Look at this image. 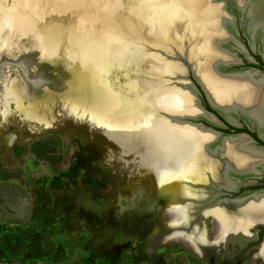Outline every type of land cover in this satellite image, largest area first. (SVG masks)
Masks as SVG:
<instances>
[{
    "label": "bare ground",
    "instance_id": "6f19581e",
    "mask_svg": "<svg viewBox=\"0 0 264 264\" xmlns=\"http://www.w3.org/2000/svg\"><path fill=\"white\" fill-rule=\"evenodd\" d=\"M76 1L86 4V0H58L56 3L53 0H0V69L5 63L3 58H8L2 53L3 47L13 41L20 31L27 30L43 42L41 47L43 52L40 56H35L30 64L46 72L48 68H58L59 62L55 60L53 53L57 50V41L60 40L61 34L69 29H64L57 23L50 24L48 20L45 23L37 21L34 12L39 8H50L52 2L54 7L52 11L58 10L57 13L65 15H61L62 25L72 24L77 17L85 21L91 14L77 6L79 15L71 17L70 9L75 8ZM95 2L96 0H87L88 7L90 3L95 5ZM114 2L115 4L111 2V6L116 7V18L121 7L123 12L124 9H131L134 13V19H128L131 33L118 30L116 26L120 25L118 19L116 24L108 23V19L113 16V9H110V6L101 7L97 13L99 14L97 25L101 24L99 29L92 31L88 29L90 33L83 30L85 34L89 33L90 38H81L78 33L75 39L80 41H76L80 69L88 74L78 86L102 92L103 96L110 101L114 100L118 109L122 110L121 118L129 124L139 121L143 126L140 136L136 140L133 138L134 143H138L140 166L145 169L146 166L149 167L156 192L164 199V207L168 208L174 217V222L171 217L167 221V227L161 236L164 238L170 232L179 235L180 231H186L193 247L194 244L207 245L205 234H202V229L196 223L200 215L198 204L209 201H217L215 207L209 208L215 219L224 223L226 227L228 223L236 224L237 230H232L234 233L246 237L248 226H252L254 232L264 229L262 189L245 192L239 196H221L222 193H230L231 189L238 187L240 182L235 181L234 177L239 179L261 177L264 169V148L245 133L223 136L206 124L185 123L179 120L177 112L186 111L188 115L202 116L216 124H222L212 114L196 105V97L187 94L190 97L187 101L186 93L176 88V85L170 84L171 81L178 80V74L185 66L183 63L168 61L166 56L173 54L163 50L167 43L162 39H154L149 28L150 24L160 26L166 33V39L174 43H178L183 33V37H186L187 43L191 46L189 58L193 61L190 62L193 68L195 67L197 78L210 103L232 124L240 123L237 118H243L241 114L256 119L263 133L264 76L256 74L250 68L234 70L226 68L229 65L242 64L238 52H234L236 50L232 48H240L246 52L244 45L232 34L234 18L230 21L221 10V5L214 3V0H114ZM235 2L238 7H244L241 10L247 17L245 30L248 37L254 39L258 36L261 51L264 53V0ZM232 7L235 8L233 5ZM221 17H224L223 21L220 20ZM18 24L25 27L16 30L15 26ZM134 27L139 29L133 31ZM104 29L108 31V36L105 35ZM92 32L95 33L92 35ZM118 34L123 37H118ZM256 40L252 42L250 39V43L254 45ZM81 42L86 44L79 45ZM145 46L155 55L149 58L142 55L141 64L134 60L135 52L143 51ZM31 47L34 50V46ZM129 53L132 54V59ZM131 60L136 69L141 70L145 76L155 77L150 82L151 85L145 87L146 94L133 89L129 90L130 96H123L120 89L103 78V74L112 68L124 71L127 62ZM140 72L134 74L136 78L142 76L139 82L144 78ZM156 73L158 77L154 76ZM20 83L21 80L17 79L16 95L21 93L18 85ZM131 84L127 86L131 88ZM145 88L141 90L144 91ZM219 189H221L218 192L219 196L227 199L218 198L215 193ZM237 190L238 188L234 192ZM236 241L238 243V240ZM255 247L257 255L264 260V242Z\"/></svg>",
    "mask_w": 264,
    "mask_h": 264
},
{
    "label": "rangeland",
    "instance_id": "374dc122",
    "mask_svg": "<svg viewBox=\"0 0 264 264\" xmlns=\"http://www.w3.org/2000/svg\"><path fill=\"white\" fill-rule=\"evenodd\" d=\"M214 3L221 5L230 21L234 18V27V9L243 13L244 7L239 8L235 0ZM75 4V8L85 7L82 1ZM124 10L128 19H134L131 9ZM70 14L74 18L79 15ZM242 16L247 22L245 13ZM23 26L18 24L15 28ZM149 28L154 39L169 44L163 50L193 61L189 58L191 46L183 33L174 43L166 39L160 26L150 24ZM119 30L125 32L123 27ZM237 35L248 42L240 22ZM146 46L135 52L134 60L141 64L142 55H155ZM252 47L258 53V45ZM13 54L18 55L10 53ZM32 59L6 66V78L0 81L4 85L17 77L27 87L22 97H0V264H21L19 260L24 259L34 264H204L206 252L218 243L251 240L255 230L252 226L246 227V237L234 233L236 224L228 223L226 227L215 219L208 207L210 201L198 204L200 215L196 223L205 234L207 245L193 247L186 231L179 235L170 232L163 238L167 221L171 217L174 222V217L157 194L149 167L140 166L139 152L135 147L130 151L122 149L110 134L114 129L110 120H100L88 107L89 100L67 98L57 91L64 83L59 67L46 72L30 64ZM193 71L198 80L195 67ZM118 74L119 71L112 77L120 83ZM186 74L187 83L194 82L200 89L191 73ZM17 79L11 83L16 91ZM50 89L55 91L54 98L40 97ZM185 98L190 99L187 94ZM253 177L236 180L264 182ZM205 217L211 221L213 242L207 238L202 221ZM13 230H22L26 238L25 247L16 256L3 247L5 233ZM255 249L245 254L242 264H264ZM209 254L222 261L231 253Z\"/></svg>",
    "mask_w": 264,
    "mask_h": 264
},
{
    "label": "water",
    "instance_id": "95a60500",
    "mask_svg": "<svg viewBox=\"0 0 264 264\" xmlns=\"http://www.w3.org/2000/svg\"><path fill=\"white\" fill-rule=\"evenodd\" d=\"M55 3L58 2V0H53ZM63 1V0H62ZM115 4L114 0H96L95 5L91 4L88 7L87 4V0H86V4L84 7V11H88L91 15H89L88 19H86L85 21L82 18H75L73 23H67V26L62 25V15L61 13H57L58 10H54V7H52V2H51V6L50 8L47 7H43V8H39L37 11L34 12V16L35 19L38 21L40 20L41 22H44L48 20V22L50 24L52 23H57L59 24L61 27H63L64 29H69V30H65L61 36H60V40L57 41L58 45H57V50L55 51L54 56H55V60H57L59 62V69L62 71V76H63V80L64 83L63 85L59 86L60 88L57 89V91H59V93H61L63 96H66L67 98L72 97V96H77V98L82 99V100H89V104L88 107L95 112L99 119L102 121H107L110 120L109 123L114 126V129L111 130L110 134L120 143V146L122 147V149H126L127 151H130L132 149V147H135V149L138 151V143H134V141L140 136L141 128L143 126H141L139 121H136L138 123H133V124H129L127 121H125V119L121 118V113L122 110L118 109L117 105H115V103L113 101H110V99H107L105 96L102 95V92L98 91V90H92L91 88H83L78 86V83L82 80H85V77H87L88 74L84 73L81 71L80 69V63L78 62L79 60V53L78 48H76L78 46V44L76 43L77 37H78V33L81 35V38H90L88 36V34L94 29H99V25L98 24V16L99 14H97L99 11V9H101V7H109L110 9H113V16L110 17L108 20V23H114L116 24V20L119 22L120 25H116L118 27V30L120 27H123L125 32L127 34L131 33V29H130V25H129V21L127 18V15L125 14V12H123V7H121L119 9V14H118V18H116V7H114L115 5L111 6L112 3ZM219 2V1H218ZM88 9V10H87ZM70 11H72L74 14H78L79 9L78 8H74V9H70ZM233 12V11H232ZM118 13V12H117ZM236 16V21H235V25L234 28L232 30V34L233 36L238 39L239 42H241V44H244V42L238 37L237 33H238V24L239 22L242 25V30H243V34L247 37L248 41L250 42V39L252 41L253 38L248 37V35L246 34V30H245V23H246V19L245 17L243 18V13L237 11L234 9L233 12ZM62 15V16H61ZM72 17V16H71ZM74 18V17H73ZM239 18V21H238ZM55 21V22H54ZM57 21V22H56ZM76 21H79L76 23ZM60 22V23H59ZM79 23V24H78ZM73 25V26H72ZM48 27V26H47ZM88 29H91V31H88ZM87 31L89 32L88 34H85V32L83 31ZM105 30V29H104ZM123 31V30H121ZM95 32H92V35ZM101 33V32H100ZM105 35L108 36V31L105 30ZM120 33V32H119ZM125 33V34H126ZM120 38L123 37V35L118 34ZM256 38H254L253 40H255ZM83 39H81L82 41ZM80 42V41H77ZM253 42V41H252ZM259 42V39H258ZM41 44V46H40ZM86 43L81 42L79 45H84ZM31 45L34 46V50H32ZM42 45L43 42L39 41L38 38H36L35 36H32V34L29 33V30L25 31H20L19 35L13 39V41H11L9 44L5 45L3 47L2 53L3 55H5L8 58H3V62L4 63V67H2L0 69V81L4 78H6V73H7V68L10 66H15L17 65L20 61H27L29 57L34 58L35 56H40L41 51L42 50ZM246 47V46H245ZM56 48V46H55ZM12 52H17L18 55H10V53ZM237 52V51H234ZM129 55H131V59H132V54L129 53ZM170 56V57H169ZM168 61L170 60V63H183V65L185 66L182 72H180L178 74V80L176 81H171L170 84L172 83L173 85H176L178 89H180L183 93L188 94L191 97H196L197 98V102L196 105H198L199 107H201L202 109H204L205 111H207L208 113L212 114L214 117H216V115L210 111H208L201 100V96H200V89L195 85V83H187V71H189L191 73V75L194 77L196 83L200 86L201 90L205 93L206 98L210 104V106L215 109L219 114H221L225 119V115L215 106H213L210 101L209 98L205 92V90L202 87V84L196 80L194 71H193V66L192 63L186 59V58H182V57H178V56H172V55H167L166 56ZM240 57V56H239ZM27 58V59H26ZM241 58V57H240ZM242 60V59H241ZM10 62V63H9ZM14 63V64H12ZM132 60L127 62L126 65V69H124V71H119V74L117 75V77L121 76L122 82L118 83L114 77H112L114 74H116L117 70L116 68H112V70H107L104 74H103V78L106 79L107 81H109L111 84H113L114 86H116L118 89L121 90L122 95L123 96H128L129 95V90H133L138 89L140 91V93L142 94H146V88L148 87V85H151L150 82H152V79H154L155 77H151L150 75L145 76L143 74V72H140L141 70L136 69L137 67L134 66V63L132 64ZM242 65V64H241ZM241 65H229L226 68L227 69H242V68H250L252 70H254L255 72L258 71V69L252 68V67H241ZM7 66V68H5ZM232 67V68H231ZM125 68V65H124ZM187 70V71H186ZM50 71V70H48ZM112 71V72H111ZM136 72H140V74L144 75L143 81L139 82L138 80L142 77L140 75V78H136L134 74H137ZM109 74V75H108ZM139 74V73H138ZM157 74V73H156ZM155 74V76H156ZM53 74H50V76H52L53 78ZM168 76V75H167ZM14 79H17V77H13L12 79H10L8 82H6L4 84V82H2L4 85H0V97L1 95H4L6 97H22L24 95V93L27 91V87L25 84V81H21L19 85L20 87V91L21 93L19 95H16V90L11 86L12 81ZM131 84L132 86L135 85V87H128L127 84ZM23 84V85H22ZM182 85V86H181ZM144 86V87H143ZM181 87V88H180ZM141 88H145L144 91L141 90ZM55 96V91L53 90H49L48 92L43 93L40 97H45L47 99H52ZM130 96V95H129ZM186 111L183 112H177L179 115H176L179 120L181 122H185V123H203L205 124L202 120H205L206 122L210 123L212 126L207 125L208 127H212L214 128V130L219 131L223 136H230V135H241L244 134L245 132H230V133H226L223 132L217 128H215L214 126H221L222 124H216L210 120H207L206 118L202 117V116H195L192 114H187L185 113ZM239 119H243V118H237V120L239 121ZM227 120V119H226ZM244 120V119H243ZM240 122V121H239ZM140 125V126H139ZM236 127H241L242 124L238 123V124H232ZM252 128V126H251ZM247 134V133H245ZM248 135V134H247ZM249 136V135H248ZM133 138L135 140H133ZM262 146V145H259ZM264 148V146H262ZM257 231V230H256ZM262 242H264V239L259 242L257 245L261 244Z\"/></svg>",
    "mask_w": 264,
    "mask_h": 264
},
{
    "label": "flooded vegetation",
    "instance_id": "af4514ba",
    "mask_svg": "<svg viewBox=\"0 0 264 264\" xmlns=\"http://www.w3.org/2000/svg\"><path fill=\"white\" fill-rule=\"evenodd\" d=\"M242 41L244 42V44L246 46V47L244 46V48L247 51V53L244 52L242 49L240 51L237 50L238 55L242 59L241 67H252V68L258 69L256 74H258L260 76H264V53L261 51L260 42H258V39H257L256 40L257 42H255V44H254V45H256V44L258 45V53H255V50L249 41L247 43L244 40H242ZM239 52H241L244 55H241ZM200 96H201V100H202L204 107L208 111L214 113L216 115V118L222 122L221 126H214L215 128H217L223 132H226V133L242 132L243 131V132L247 133L258 145L264 146V132L263 133L261 132L260 127H259L256 119H250V118H247L246 116H244L243 114H241L242 116L241 115L240 116L243 117V119L244 118L245 119L244 120L239 119L242 126L236 127V126L232 125V123H230L228 120H226L221 114H219L215 109H213L210 106V104L206 98V95L201 90V88H200ZM207 104L214 111L209 110L207 107ZM251 126H252V128H251ZM239 129H241V131ZM259 178L264 179V169H263V173H262L261 177H259ZM233 179L235 181L239 182L238 180H236V178H233ZM246 182H248V183H246ZM258 185H264V182L263 181L256 182V181H253L252 179H248L244 182L241 181V183L238 184L237 192L222 193L221 196H224V197L239 196L245 192H251V191H256V190H261V189L264 191V186H258ZM237 188L231 189V190L236 191ZM221 189H219V190H221ZM223 189L227 190L228 188H223ZM219 190H216V193H215L216 195H218V198L219 199H227V198H222L219 196V194H218ZM210 202H212V204H210L208 207L211 208L212 206H214L216 204L217 201H210ZM206 219H207V217L203 218L202 221H203V224L205 226L207 237L211 240V239H213V229L211 226V221L207 222ZM253 233H254V236L251 237V240H249L248 242L237 243L234 241L231 244H227L224 242L218 243L217 244L218 246L216 245L217 246L216 248H213V250H208L206 252V254L204 256L206 258V262L204 264H242V260L245 256V254L249 253V251L252 250L255 246H258L257 244L264 239V229H258L257 231H255ZM210 251H218V252L224 251L226 253H231V254H230V257L223 259L222 261H219V260H216L214 258V256H210V254H209Z\"/></svg>",
    "mask_w": 264,
    "mask_h": 264
},
{
    "label": "trees",
    "instance_id": "16d2710c",
    "mask_svg": "<svg viewBox=\"0 0 264 264\" xmlns=\"http://www.w3.org/2000/svg\"><path fill=\"white\" fill-rule=\"evenodd\" d=\"M209 110L214 111L208 104ZM241 131V129H239ZM26 245L25 234L22 230H13L5 233L3 238L4 249L12 256L18 255ZM21 264H34L30 260H19Z\"/></svg>",
    "mask_w": 264,
    "mask_h": 264
}]
</instances>
